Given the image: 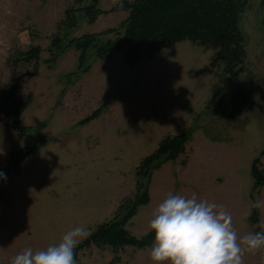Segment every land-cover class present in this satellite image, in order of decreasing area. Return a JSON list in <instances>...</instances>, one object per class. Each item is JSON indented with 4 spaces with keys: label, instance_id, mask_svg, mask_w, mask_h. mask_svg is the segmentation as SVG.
Returning <instances> with one entry per match:
<instances>
[{
    "label": "rangeland",
    "instance_id": "obj_1",
    "mask_svg": "<svg viewBox=\"0 0 264 264\" xmlns=\"http://www.w3.org/2000/svg\"><path fill=\"white\" fill-rule=\"evenodd\" d=\"M73 4L0 0V84L10 81L17 51L43 48L37 75L24 73L18 89L22 97L33 96L22 119L28 131L6 128L0 112V170L7 175L0 181V264H9L25 248L35 252L58 243L73 227L91 232L112 218L139 191V163L169 134L189 135L187 150L156 162L151 176L141 179L142 188L149 183L151 200L129 230L137 236L150 232L156 206L174 193L222 205L238 238L264 231V185L255 188L251 174L256 157L264 173V0H250L240 16L247 59L233 79L220 78L223 69L217 62L212 69L217 48L189 40L167 46L153 58L142 57L134 67L125 64L124 50L103 59L90 52L86 71L78 68L75 48L55 63L47 62L52 36ZM100 8L104 12L94 22L77 11L78 26L65 41L119 29L129 15L123 0H101ZM241 88L250 93L251 107L231 108L228 102ZM97 109L96 119L81 124ZM29 147L34 154L8 169L10 152ZM150 250L92 246L81 252L80 262L154 264ZM243 264H264V248L245 251Z\"/></svg>",
    "mask_w": 264,
    "mask_h": 264
},
{
    "label": "trees",
    "instance_id": "obj_2",
    "mask_svg": "<svg viewBox=\"0 0 264 264\" xmlns=\"http://www.w3.org/2000/svg\"><path fill=\"white\" fill-rule=\"evenodd\" d=\"M100 1L74 0V4L65 10V17L59 22L58 32L52 36L49 46L51 57L47 62L55 63L60 54L68 48H75L79 52L78 68L80 71H86L89 67L87 61L90 52L103 59L112 51L124 50L125 64L134 67L142 57L153 58L165 47L189 40L197 45H210L218 49L211 67L213 69L215 62L222 67L220 78L233 79L245 68L247 38L239 20L249 6L250 0H123V7L129 10V15L121 28H110L98 34L85 33L80 37H71L66 42L70 31L78 26L77 11L83 13L89 22H94L97 16L104 12L100 8ZM111 35L113 37H110ZM102 37L106 39L103 40ZM42 52L43 48L39 45L17 51L11 60L10 81L0 84V112L5 117V127L18 134L28 131L22 126V119L33 99L32 94L24 97L18 94L20 79L24 73H28V78L37 75ZM219 92L220 90L215 92L210 103ZM251 104L250 93L243 88L234 91L228 102L231 108L238 107L239 110L250 108ZM98 115L97 109L81 120V124L96 119ZM207 133L209 134V129ZM189 141L190 137L186 133L166 135L160 141L158 148L142 159L137 171L139 181L137 195L134 199L124 200L112 218L98 224L87 238L81 240L75 249L77 264H81V252L92 246L100 249L111 247L114 250L126 247H151L154 236L152 231L137 236L128 228L139 209L148 205L151 200L149 183L142 188L141 179L151 176V169L156 162L160 164L159 161L166 162L185 154ZM33 154L32 147L12 150L8 157L7 168L19 167ZM260 165L261 160L256 157L251 168L255 188L264 185V173ZM1 196L0 191V199ZM253 216H257L256 211ZM252 219L258 222V218Z\"/></svg>",
    "mask_w": 264,
    "mask_h": 264
},
{
    "label": "clouds",
    "instance_id": "obj_3",
    "mask_svg": "<svg viewBox=\"0 0 264 264\" xmlns=\"http://www.w3.org/2000/svg\"><path fill=\"white\" fill-rule=\"evenodd\" d=\"M6 180V173L0 170V181ZM149 229L154 233L149 252L154 264H243L245 251L264 248V231L238 238L223 206L195 195L169 193L156 206ZM88 235L89 229L73 227L58 243L35 252L25 248L9 264H77L75 249Z\"/></svg>",
    "mask_w": 264,
    "mask_h": 264
}]
</instances>
